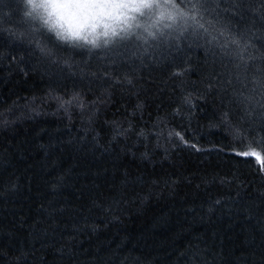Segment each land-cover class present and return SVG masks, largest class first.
Instances as JSON below:
<instances>
[{
    "label": "trees",
    "instance_id": "obj_1",
    "mask_svg": "<svg viewBox=\"0 0 264 264\" xmlns=\"http://www.w3.org/2000/svg\"><path fill=\"white\" fill-rule=\"evenodd\" d=\"M174 3L88 52L0 0V264H264V0Z\"/></svg>",
    "mask_w": 264,
    "mask_h": 264
},
{
    "label": "clouds",
    "instance_id": "obj_2",
    "mask_svg": "<svg viewBox=\"0 0 264 264\" xmlns=\"http://www.w3.org/2000/svg\"><path fill=\"white\" fill-rule=\"evenodd\" d=\"M24 5V16L38 30L88 52L131 36L147 42L169 28L165 21H170L166 8H147L130 0H24Z\"/></svg>",
    "mask_w": 264,
    "mask_h": 264
},
{
    "label": "snow or ice",
    "instance_id": "obj_3",
    "mask_svg": "<svg viewBox=\"0 0 264 264\" xmlns=\"http://www.w3.org/2000/svg\"><path fill=\"white\" fill-rule=\"evenodd\" d=\"M130 2H132L134 4L142 5V6L147 7V8H152L154 6L166 8L165 5H170L172 9L176 10V13L169 11V17L168 18L172 22H175L176 14L180 15L181 17H184V15H185L183 12L178 11L177 5L174 3V0H163V3H161L160 0H130ZM212 2H213V0H198L200 7L204 8L205 11L208 10L207 6L209 4H211ZM190 19L195 21L196 17L192 16V17H190ZM166 27H171V25L170 24L166 25ZM200 27H203V25H200ZM205 31L207 32V29H205ZM220 35L223 36L224 34L220 33ZM217 39H218V37L213 36V40H217ZM232 43H236V41L232 40ZM227 46H228V43H227V40H225V42L222 44V47L226 48ZM237 67L239 68L240 65H237ZM245 68H246V66H245ZM261 86L264 87V84H262ZM244 155L255 156L257 161L261 164V167L264 168V157H262L259 152L249 151V152L244 153Z\"/></svg>",
    "mask_w": 264,
    "mask_h": 264
},
{
    "label": "rangeland",
    "instance_id": "obj_4",
    "mask_svg": "<svg viewBox=\"0 0 264 264\" xmlns=\"http://www.w3.org/2000/svg\"><path fill=\"white\" fill-rule=\"evenodd\" d=\"M23 1V4H24V0ZM161 3H163V0H160ZM165 7L168 9V11L170 12H175L174 9L171 8L170 5H165ZM141 19H145L144 17H141ZM185 22H186V18L185 16L184 17H181L180 15L176 14V19H175V22H172V21H165V23H168L171 25V27L169 28H164L162 32L158 33V34H166L167 36H169L170 34H172L174 32V30L180 26L181 28L185 27ZM174 24V25H173ZM175 27V29H174ZM174 29V30H173ZM166 35H162V38L165 37ZM159 36V35H157ZM156 36V37H157ZM156 38L154 39H149L148 41H154ZM140 39H137L136 36H131L129 37L127 40H120V41H117L115 42L113 45H111L110 47L106 48V49H112V48H127L128 47V42L131 43V42H135V41H139ZM102 50H105V49H102ZM106 51V50H105Z\"/></svg>",
    "mask_w": 264,
    "mask_h": 264
}]
</instances>
